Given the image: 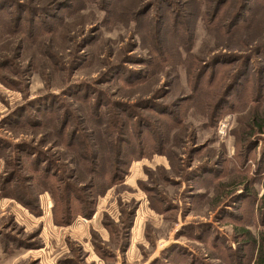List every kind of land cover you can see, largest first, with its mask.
I'll return each mask as SVG.
<instances>
[{
	"label": "rangeland",
	"instance_id": "1",
	"mask_svg": "<svg viewBox=\"0 0 264 264\" xmlns=\"http://www.w3.org/2000/svg\"><path fill=\"white\" fill-rule=\"evenodd\" d=\"M215 1L3 0L0 177L24 186L0 203V264H256L264 0L243 24L244 0L218 16ZM33 158L49 169L36 175ZM113 168L120 182L104 191ZM98 194L89 222L76 199ZM120 209H135L131 229ZM7 240L20 247L6 253Z\"/></svg>",
	"mask_w": 264,
	"mask_h": 264
},
{
	"label": "trees",
	"instance_id": "2",
	"mask_svg": "<svg viewBox=\"0 0 264 264\" xmlns=\"http://www.w3.org/2000/svg\"><path fill=\"white\" fill-rule=\"evenodd\" d=\"M234 0H216L215 1V5H214V8H213V11H212V13L215 15V16H218V14L221 12V10H222V7L223 6H225V5H229V4H231L232 2H233ZM2 3H3V0H0V7H1V5H2ZM248 4H249V0H244V2L243 3H239V6H238V11L237 12H235V14H234V16H233V18L234 19H238L237 21H240V22H242V24L243 23H245V21H246V18H245V16H244V14H245V12L247 11V9H248ZM69 7H67L65 4H63V3H61L58 7H57V9H60V11L61 10H67ZM239 11H242V13H239ZM237 13V14H236ZM37 14H35V16H36ZM33 17L34 19H33V21H38V19L36 18V17ZM31 21H32V19H31ZM17 22V21H16ZM238 22H236V24H237ZM18 24H19V22H18ZM227 94V93H226ZM102 102H103V99L101 100V104H102ZM220 102V101H219ZM145 107H149V108H151L152 110H153V102H149V103H147V105H145ZM101 117V115L100 114H98L97 115V117ZM263 122H264V114H263ZM67 124H68V122H66V124H65V126H67ZM256 127H257V132L258 133H262V134H264V131H263V127H264V123H260V124H257L256 125ZM142 133V132H141ZM143 134V133H142ZM20 147V146H19ZM117 149L119 150L118 152L116 151V153L114 154V156L116 157V156H118V154L117 153H120V152H122L123 151V148H122V146L121 147H117ZM0 151H2V149L0 148ZM26 153H28L27 151H26V149H22V157H27L26 155ZM3 157V153L2 152H0V158H2ZM5 160V162H6V164L7 163H9V161L11 160H9V158H5L4 159ZM24 160V159H23ZM34 160V161H33ZM32 161L34 162V163H36V164H39V167L37 168V171H36V175H41V171H42V168H43V172L44 171H46L47 170V164H46V166H43L42 167V162H41V159H39V158H33L32 159ZM114 161H116L115 160V158H114ZM118 161V160H117ZM49 169V168H48ZM36 170V169H35ZM51 171V170H50ZM93 169H91L90 170V172L91 173H93ZM105 172H102V179H104V178H106L107 179V186H106V188H105V190L104 191H107L109 188H111V187H114V186H116V185H118V183L120 182V181H118L119 180V174H120V171L119 172H117V168H113L112 170H104ZM51 172H53V171H51ZM100 172V171H99ZM40 173V174H39ZM99 174V173H98ZM105 179V180H106ZM33 183L34 182H36V184H38V183H40L41 181H32ZM17 186H19L20 188H22L23 186H24V183H23V179L22 178H19L15 173L13 174L12 173V175H6V176H3V177H0V198H6V199H10V197H12V199L13 200H15V201H19V200H21L22 199V195L20 196L19 194H17V195H15L14 196V194H13V196H10L11 195V193H12V189H14V188H18ZM67 188V190H66V192H68V193H71V192H73L72 190H71V188L70 187H66ZM107 189V190H106ZM104 191L102 192V193H104ZM9 192H10V194H9ZM70 195V194H69ZM68 195V196H69ZM100 195H102V194H98L93 200H91V201H89L88 203L87 202H80L78 199H76L77 200V204L79 205V204H81L80 205V215H82V217L83 218H86V219H90L92 216H93V214H94V208H95V203H96V198H98ZM264 196V195H263ZM160 201V203H162L163 204V201L162 200H159ZM158 201V202H159ZM261 201H262V203H261V205H262V207H264V197H262V199H261ZM22 202V201H21ZM68 202V201H67ZM152 206V205H151ZM164 207H166L167 205L166 204H164L163 205ZM152 208H153V206H152ZM77 210H78V207H77ZM157 211H158V209H156ZM120 211H121V215H122V218H123V220L119 223V224H124L125 225V223L128 221V216L129 217H134L135 216V209L133 210L132 209V211L131 212H129L128 210H126V209H120ZM71 212V209H70V207H69V209H68V207L66 208V210H65V214H68V213H70ZM68 216V220L67 221H65L64 222V224H67V225H69L72 221H73V219H71L70 221H69V218L71 217H73L71 214L69 215H67ZM62 217H64V216H62ZM131 218V219H132ZM124 219H126L125 221H124ZM69 221V222H68ZM119 224H114L113 222H109V221H107V222H105L104 223V225H105V227L107 228V229H110L111 228V231L113 232V234L115 235V237H114V239L116 240V239H120V241H119V247H118V251H119V253H120V255H124V253H125V251H126V249H127V247H128V242L126 241V243H124L125 241H123L122 240V238H118V235L120 234V231H119V229H117V227H119ZM116 225H118V226H116ZM131 227H132V222L131 221H128V228L129 229H131ZM128 232V231H127ZM249 237V236H248ZM125 239H128V233H127V235H125ZM260 239L262 240V242H261V246H260V248H259V250H258V254L256 255V264H264V235L263 234H261V237H260ZM12 241V240H11ZM7 244V245H6ZM11 244H13V246L14 247H16V246H18V248L20 247L19 245H18V243H17V245H16V243H14V242H11L10 243V240H7V243H2V246H3V250L5 251L6 250V253H8V251L10 250V246H11ZM15 244V245H14ZM94 248L95 249H100V248H98V246L96 245V246H94ZM96 253V252H95ZM169 253H170V250H165V254H163L162 255V258H164V260H165V258H167L168 259V255H169ZM111 258H113L114 260H115V258H116V255L114 254V255H112V256H110ZM186 259V257L185 256H182V257H180L179 258V260L180 261H184ZM65 264H69L68 262H66ZM153 264V263H152Z\"/></svg>",
	"mask_w": 264,
	"mask_h": 264
},
{
	"label": "crops",
	"instance_id": "3",
	"mask_svg": "<svg viewBox=\"0 0 264 264\" xmlns=\"http://www.w3.org/2000/svg\"><path fill=\"white\" fill-rule=\"evenodd\" d=\"M106 196V195H105ZM107 197V196H106ZM102 199H100V201H101ZM9 200L8 199H3V198H1L0 199V203H3V202H8ZM99 200H98V204H99V202H100ZM98 204H97V206H98ZM94 216H92V219L89 221V222H92L94 219V217L95 216H97L98 215V213L96 214V212H95V214H93ZM133 229V228H132ZM130 233H131V230H130ZM118 258H122V259H124V257H123V255H120V253L118 252ZM7 257V256H6ZM6 261H8V257L7 258H4V260H2V257L0 258V263H3V262H6Z\"/></svg>",
	"mask_w": 264,
	"mask_h": 264
}]
</instances>
